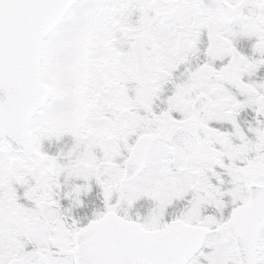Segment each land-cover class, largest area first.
Masks as SVG:
<instances>
[{"label": "snow or ice", "instance_id": "obj_1", "mask_svg": "<svg viewBox=\"0 0 264 264\" xmlns=\"http://www.w3.org/2000/svg\"><path fill=\"white\" fill-rule=\"evenodd\" d=\"M0 264H264V0H0Z\"/></svg>", "mask_w": 264, "mask_h": 264}]
</instances>
